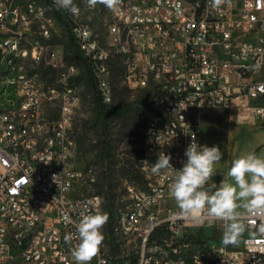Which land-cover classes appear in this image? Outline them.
<instances>
[{
  "label": "built area",
  "instance_id": "obj_1",
  "mask_svg": "<svg viewBox=\"0 0 264 264\" xmlns=\"http://www.w3.org/2000/svg\"><path fill=\"white\" fill-rule=\"evenodd\" d=\"M74 4L78 15L58 10L67 32L53 0H0V264H77L76 224L105 210L99 194L78 195L74 113L95 98L114 104L117 68L125 88L146 95L143 187L130 189L129 204L104 225L91 264H264L257 218L240 246H224L221 222L177 215L175 172L150 169L160 153L180 169L193 135L200 144L193 109H225L264 126V0H228L219 10L209 0H121L117 11ZM63 29L82 71L54 43ZM41 67L55 71L52 82ZM213 227L219 234L205 233Z\"/></svg>",
  "mask_w": 264,
  "mask_h": 264
},
{
  "label": "rangeland",
  "instance_id": "obj_2",
  "mask_svg": "<svg viewBox=\"0 0 264 264\" xmlns=\"http://www.w3.org/2000/svg\"><path fill=\"white\" fill-rule=\"evenodd\" d=\"M97 24L98 22L95 21V25ZM54 43L58 45V50H62L63 57L64 55L69 58L74 57V50L70 46L64 29L61 30L60 37L54 39ZM71 64L79 66L80 71L83 70L81 60H73ZM40 71L42 74L50 71V76H55L54 70L41 67ZM116 77L114 73V88L117 86L113 104L115 110H107L105 114L112 137L111 148L114 157L107 162L99 158L101 147L99 123L94 111L87 105H82L75 111L71 132L75 142L74 162L79 169H90L82 176L78 195L95 193L104 198L108 194L113 208V219L129 204L130 189L135 191L143 187V183L134 178V175H140L139 166L143 154L144 126L147 119L146 112L140 106L146 95L127 88L125 90L119 75ZM80 84L86 89L88 79L83 76ZM124 105L128 106L123 107ZM188 118L199 131L200 145L206 144L210 147L217 145L224 153L222 160L215 165L216 175L209 182L213 190L218 188V182L223 178L232 160L246 154L247 151L256 150L258 135L264 132V128L239 125L232 113L225 109H193ZM261 151L262 149L258 150L256 154L261 155ZM124 165L125 169H122ZM130 166H133L134 172L129 170ZM205 233L219 234V230L215 227L212 231L205 228ZM218 237L222 238V231Z\"/></svg>",
  "mask_w": 264,
  "mask_h": 264
},
{
  "label": "clouds",
  "instance_id": "obj_3",
  "mask_svg": "<svg viewBox=\"0 0 264 264\" xmlns=\"http://www.w3.org/2000/svg\"><path fill=\"white\" fill-rule=\"evenodd\" d=\"M227 2L209 0L210 7L216 10ZM86 3L90 8L102 4L110 11H117L121 0H86ZM53 4L57 10L73 15H78L80 11L74 0H53ZM184 155L187 159L180 169H174L170 163L171 155L164 153H160L157 162L150 166L153 174H160L164 169L175 172L169 193L180 210L177 214L179 218L198 223L209 220L221 222L224 246L238 244L249 230L248 225L253 218L260 221L255 224L256 232L264 235V154L257 155L251 151L232 160L227 174L232 182L222 179L214 190L209 182L216 175L215 165L224 155L220 147L200 145L193 135ZM107 221L106 213L85 214L80 218L76 224L78 243L70 248L77 264H91L98 256L104 240L102 229ZM72 239L71 233L65 236L66 243L71 244Z\"/></svg>",
  "mask_w": 264,
  "mask_h": 264
},
{
  "label": "trees",
  "instance_id": "obj_4",
  "mask_svg": "<svg viewBox=\"0 0 264 264\" xmlns=\"http://www.w3.org/2000/svg\"><path fill=\"white\" fill-rule=\"evenodd\" d=\"M52 11H53L54 15L57 17V19L60 22H62L64 24V26H66L67 32H69V28H68L67 21L62 18L61 14L58 12V10L56 8L53 7L52 8ZM69 42H70V46L74 50L75 55L72 58H69L67 55H64V62L67 65L68 64H71V62L73 60H81V57L78 55V53H77V51L75 49V44H74V42H73V40L71 38L69 39ZM83 64H84V61H83ZM84 66H85V64H84ZM50 70H52V69H50ZM49 72H47V73L44 74V77L45 78H48V76L50 75ZM116 72H115V77L120 74V70L119 69H116ZM52 79H53V77L50 76V78L48 79L49 82H52ZM124 89L127 90L126 88H124ZM116 92H117V86L114 88V93H116ZM94 102H95L94 103V106H92V107L89 105V103L87 101H85V103H83V106L84 105H87L95 113V116H96V118L98 120V123H99V129H100V135H101V147H100V152H99V158L103 162H107V161L111 160L114 157V155L112 153V148H111V145H112V137H111V134L109 132V123H108V120H107L105 114H106V111L107 110H109V111L115 110V108H114L115 106H113V105H110V106L102 105L98 101L97 98L94 99ZM127 106L128 105H124L123 107H127ZM132 167L133 166H130L129 167V170H131L132 172H134L133 169H132ZM121 168L122 169H125V165L122 166ZM88 170H90V169L89 168H85L82 171H83V173H86ZM131 171H130V173H131ZM125 174H127V173H125ZM134 178H136L138 181H141L142 182V179H141V176L140 175L139 176L134 175ZM104 210H105V213L108 215L107 230H109L114 219H113V208H112V205L110 203V197H109L108 194H106V196L104 197Z\"/></svg>",
  "mask_w": 264,
  "mask_h": 264
},
{
  "label": "crops",
  "instance_id": "obj_5",
  "mask_svg": "<svg viewBox=\"0 0 264 264\" xmlns=\"http://www.w3.org/2000/svg\"><path fill=\"white\" fill-rule=\"evenodd\" d=\"M229 112H231L232 113V116L236 118V115H235V113L233 111H229ZM188 120H189V118H188ZM189 122L192 123L190 120H189ZM237 122H238L239 125H245L246 124V125H252V126L258 127V128H264V126H261V125H255V124H252V123H240L239 121H237ZM192 124H194V123H192ZM255 147H256V150H254L255 152H257L258 150L262 149L261 155L264 154V132L263 133L262 132L259 133L258 138H257V143H256V146ZM248 152L249 151H247V153ZM230 167H231V164H229L227 166V169L224 172L223 178L220 179V182H221L222 179H226L228 182H232L231 177H228V175H227L228 174V170H229ZM220 182H218V186L217 187H219V183ZM244 235H245V233H244ZM244 235L242 236V238L244 237ZM242 238L240 239V242L238 244L233 245V246H240L241 245Z\"/></svg>",
  "mask_w": 264,
  "mask_h": 264
}]
</instances>
